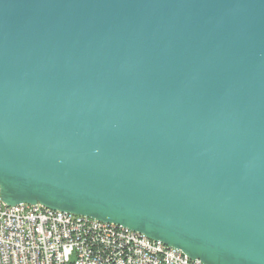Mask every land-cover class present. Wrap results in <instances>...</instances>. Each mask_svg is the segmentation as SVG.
<instances>
[{
  "label": "water",
  "instance_id": "obj_1",
  "mask_svg": "<svg viewBox=\"0 0 264 264\" xmlns=\"http://www.w3.org/2000/svg\"><path fill=\"white\" fill-rule=\"evenodd\" d=\"M0 189L264 264V0H0Z\"/></svg>",
  "mask_w": 264,
  "mask_h": 264
},
{
  "label": "built area",
  "instance_id": "obj_2",
  "mask_svg": "<svg viewBox=\"0 0 264 264\" xmlns=\"http://www.w3.org/2000/svg\"><path fill=\"white\" fill-rule=\"evenodd\" d=\"M0 264H204L128 227L40 203L6 204Z\"/></svg>",
  "mask_w": 264,
  "mask_h": 264
}]
</instances>
